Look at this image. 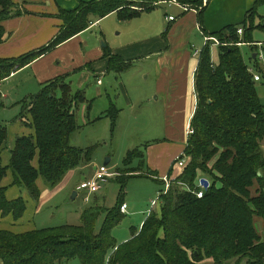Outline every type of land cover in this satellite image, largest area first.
<instances>
[{"label":"trees","instance_id":"1","mask_svg":"<svg viewBox=\"0 0 264 264\" xmlns=\"http://www.w3.org/2000/svg\"><path fill=\"white\" fill-rule=\"evenodd\" d=\"M141 4V0H92L80 2L72 11H59L62 21L57 36L45 47L19 58L0 59V83L14 72L30 65L56 47L91 28L97 21L117 13L121 21L139 18L151 12L161 0ZM197 9L203 31L205 7L201 0H178ZM264 0H257L246 19L230 25L212 36L219 40V61L211 62L209 46L199 56L195 73L197 105L191 119L185 156L188 165L161 198L160 215L152 211L132 238L117 244L113 229L122 220L120 202L107 210L105 221L95 227L103 210L90 208L81 215V225H64L24 233L0 230V263L60 264L78 259L79 264H264V237L257 221L264 223V104L256 82L239 49V44H255L257 10ZM186 6V5H185ZM16 3L0 0V44L4 41L3 22L21 16ZM264 30V25L260 26ZM243 29V35L238 29ZM242 37V38H241ZM255 47V46H254ZM104 58L109 71L128 68L123 59L107 47ZM260 69V68H259ZM261 70V69H260ZM86 101L83 92L73 94L66 77L43 85L41 91L23 101L19 119L32 134L18 136L8 166L2 152L8 143V127L0 125V214L21 220L27 211L23 197L10 200L3 181L11 172L12 186L26 190L32 201L41 197L39 182L47 187L59 185L69 172L92 161L96 147L77 148L70 143L79 130L76 109ZM91 105V104H90ZM113 126L119 120V109L107 111ZM143 152H128L125 167L131 175L120 176L123 187L135 176L129 166L142 159ZM217 159L213 167L209 164ZM128 173V172H127ZM201 176L210 179V187L198 198ZM256 193L252 190L255 185ZM197 253V255H196Z\"/></svg>","mask_w":264,"mask_h":264},{"label":"rangeland","instance_id":"2","mask_svg":"<svg viewBox=\"0 0 264 264\" xmlns=\"http://www.w3.org/2000/svg\"><path fill=\"white\" fill-rule=\"evenodd\" d=\"M141 1L143 5L154 3L152 0ZM161 1L170 2L171 0ZM175 1L178 2V0ZM205 2L206 0L202 1L197 7L201 9ZM16 5L19 11L22 10L18 4ZM178 11L176 8L158 3L151 12H145L131 21H121L117 13L98 22V17L91 18V28L81 33L78 42L85 53H92L90 56L95 57L91 63L93 70L76 71L67 82L71 84L73 94L83 92L86 98V101L76 109L77 123L80 128L71 137L70 143L81 149L96 147L94 157L89 163H82L77 169L68 173L59 185L45 186L41 190L42 195L39 201L37 203L33 201L36 210L31 223L16 222L0 215V228L23 233L64 225L77 226L81 225L83 212L90 208H101L103 212L100 213L95 227L98 232L103 226L107 210L114 209L120 202L127 204L128 211L113 229L116 243L119 245L128 242L133 231L142 227L148 217L152 200H156L158 193L164 192L165 189L163 182H156L149 176L150 171L161 172L168 163L169 155L174 153L178 146L177 151L183 149L188 137V132L186 137H183L181 131V136L178 133L180 128L173 129L175 114L167 106L172 91H167L166 95L162 93L159 101L157 100L158 78L165 79L164 83L167 85L173 86L175 82L184 85L185 78L182 79V76L176 73L179 67L176 60L181 62L184 57H190L197 61L199 57L196 51L206 47L204 37L199 32H195L189 39L190 53L187 54L186 47L175 49V43L181 38L182 42L178 43L187 45L190 34L186 29H173L175 26L173 20L178 22L181 18ZM257 13L255 20L257 28L253 31V40L256 43L264 42V30L260 27L264 25V5L258 8ZM171 16L173 19H170ZM55 17L58 18V15ZM169 44L172 48L170 54L166 55V59L170 60L174 66H168L169 68L164 70L162 64L158 62V55L163 54L166 50L164 48ZM209 44L211 62L216 65L219 60V47L213 45L214 41H210ZM254 45H239V49L253 73L261 74L262 81L256 82V88L264 104V69L263 71L259 69L264 68V54L258 55L255 60L253 56L257 54V48ZM106 47L126 61L128 68L125 71H109L107 69L109 60L107 59V63V60L103 58H96L97 52L104 56ZM163 70L168 76H162ZM30 85L27 73H22L0 85V125L8 127L9 133L8 144L2 152L5 163L11 160L9 150L11 141L25 130L21 127L19 119L22 114L21 99L25 95L39 93L29 90ZM173 98H176L175 94ZM112 104L120 110L119 120L115 126L107 114ZM173 131L177 133V137L172 135ZM130 151L143 152V158L135 159L129 166L136 171L134 175H143L130 178L123 187L119 178L131 175L129 170H125L124 173L122 171L125 167V158ZM107 159H111L107 167L114 176L107 182L101 183V189L89 195V200L86 201L88 190L78 191L77 187L83 182V177H86V181L93 179L95 168L104 166ZM216 160L209 164L210 168ZM11 176L12 173L9 172L10 179ZM202 177L210 179L207 176ZM258 187L256 184L252 190L253 194ZM17 190L20 194L21 190ZM75 193H77L76 197H74ZM160 209L159 202L153 211L160 215ZM257 227L264 237V223L257 221ZM60 264H79V260L71 259ZM201 264H213V262L206 260ZM230 264L236 263L232 261Z\"/></svg>","mask_w":264,"mask_h":264},{"label":"crops","instance_id":"3","mask_svg":"<svg viewBox=\"0 0 264 264\" xmlns=\"http://www.w3.org/2000/svg\"><path fill=\"white\" fill-rule=\"evenodd\" d=\"M12 1L18 4L22 8V10H20L22 12V15L17 17H11L10 19H7L3 22V26L5 28V36L3 43L0 44V59L19 58L27 53H30L32 51H38L39 49L47 46L57 36V34L60 31V28L62 27L63 24L62 21L59 18L55 17L59 14L60 9L65 11H72L79 7V3L81 1L89 2L92 0H12ZM187 1L194 2L197 0H187ZM256 1L257 0H206L204 5L206 9L204 10V15H203V27H202L203 31L201 30V26L199 23V18H198L199 12L197 9L186 8L185 5L179 2L171 3V1L170 2L160 1L159 3L168 5V7H173L179 10L178 15H180L181 18L179 19L178 22L173 20V23H175L173 29L176 30L186 29L189 31L190 34L188 35L187 45L184 44L180 45V43L183 40L181 38V40L175 43L174 47L176 50L178 49V47L181 48L186 47V52L188 54L190 53L188 47V45L190 44L189 39L192 37V34H194L195 32H199L200 35H202L205 39V37H212V36L210 35L205 36L203 33L204 30H206L209 34H214L220 32L227 26L236 25L243 22L246 19L248 12L253 8ZM172 18L173 17L171 16L170 19ZM81 35L82 34H79L73 37L72 39L56 47L54 50L47 53L46 55L36 59L30 65L24 67L23 69L17 70L8 79L0 83V85L10 81L13 78H16L18 75L22 73H27V75L29 76V81L31 83L30 85L31 89L29 88V90H34V92H40L44 84L49 83L57 78L66 77V80L68 81V78L71 77V75H73V73H75L76 71H83V70L92 71L93 68L91 63H92V59L95 57H91L90 55L92 53H85L83 49L80 48V44L78 40L81 37ZM209 45L210 44L208 43L207 46ZM213 45L218 47V45L216 44ZM241 45H245V44H241ZM254 46L257 48L256 56L264 54L263 53L264 42H257L255 43ZM171 48L172 45L170 44L167 45V47L164 48L166 50L163 52V54L158 55L159 56L158 62L162 64V68H164V70L169 68L168 66L171 67L174 66V64L170 60L168 61L166 59V55L170 54ZM113 54L119 56L118 54L115 53ZM199 56L200 55H198V57ZM97 57L107 60L100 52H97L96 58ZM176 61L178 62L177 67L179 66L176 73L181 75L182 79L185 78V83L183 85L180 84V82L178 83L175 82V84L173 83V86H171L170 84L167 85L164 83L165 79L160 80V78H158L157 100L159 101L160 95L162 93H165L166 95L167 91H172L171 93L172 95L167 101L168 102L167 106L169 110L171 109L175 114V122H173L172 126L174 127L173 128L174 130L175 129L178 130V128H180V130L178 131L179 135L181 136L180 133L181 131L183 137H186L187 129L190 125L191 119L195 113L196 105H197V99L195 94V73L198 68L199 58L196 61L195 58L184 57L181 62L178 60ZM123 63L126 64V61L124 59H123ZM260 69L261 71H263L264 68L261 67ZM160 70L161 69H159V71ZM164 70L161 71L163 72L162 76L167 75L166 72L164 73ZM170 74H172L171 71ZM257 75L261 77V74H257ZM261 81L262 78L259 82ZM174 94L176 95L175 99L173 98ZM35 95H37V93H35ZM31 96H34V94L28 96L25 95V97L21 99L22 102L21 105L23 104L24 100L28 99ZM20 122L22 124L21 127L24 128L25 130L21 131L20 134L22 135L18 134L17 137L25 136L33 133L31 129L25 127V125L21 120ZM172 135L175 137L178 136L177 133H175L174 131ZM167 137H169V135H167ZM16 138L14 139V141H11L12 145L11 148L9 149L10 153L13 151L15 147ZM187 141H188V137L185 140V145L183 149L177 151L179 149L178 146L175 152L169 155L168 163L162 169L161 172L158 170L150 171L151 174H149V176H151L153 180H155L156 182L164 183L163 180L165 177L172 178V180L174 181L181 175L183 170L179 168H175L174 164L176 160L184 154ZM262 144H263L262 148L264 153V141ZM107 160H109V164H110L111 159H107ZM9 163L10 160L7 163L3 162L5 166H8ZM95 169H97V167ZM8 176L3 181V186L7 187L8 199L13 200L19 197H23L27 202V211L24 217L17 222H22V223L24 222L29 224L31 223L32 218L34 217V211L36 210V206L34 202L30 199L29 194L26 190L24 189L21 190L16 186H12L14 179L13 175L11 176L12 177L11 179ZM202 178L203 177L201 176L200 179ZM82 180L86 181V177H83ZM43 185H44L43 182L42 183L39 182V186L41 190L45 187V185L44 186ZM17 189L21 190L22 194L21 193L19 194V191ZM9 193H11V196H9ZM150 210L152 211L151 206L149 212ZM5 218L13 220L12 216ZM0 230H9V229L0 228ZM12 232L15 231L13 230Z\"/></svg>","mask_w":264,"mask_h":264},{"label":"built area","instance_id":"4","mask_svg":"<svg viewBox=\"0 0 264 264\" xmlns=\"http://www.w3.org/2000/svg\"><path fill=\"white\" fill-rule=\"evenodd\" d=\"M171 3H178V2L175 1V0H171ZM186 8H189V7L186 6ZM243 32L244 31H243L242 28L238 29V34L240 36L243 35ZM205 41H206V46L208 45V43L210 41H214V44H216L218 46L220 45V42L217 41V39L213 38V37H205ZM239 45H241V44H239ZM201 53H202V50L201 51H199V50L196 51L197 55H200ZM260 56H263V55L261 54ZM250 72L253 74V79H254L255 82H259L261 80V77L259 75H257V74H254L252 69H250ZM187 132H188V136H190L192 134V129H191L190 125H189V127L187 129ZM187 165H188V158L185 156V154H183L182 156H180L176 160V162L174 164V167L183 170V169H185L187 167ZM113 176H114V174H112L109 171V168L104 165V166L96 169V172H95V175H94L93 179H91L89 181H83L77 187V190L81 191V190L87 189L88 190V196L86 197V201H88L89 200V195L97 193L101 189V183L107 182ZM163 181L165 183V190H164V192H159L158 196H157V199L152 201V203H151L152 211H153V208L156 207L159 202H161L162 196L167 193V191L170 188V185L173 183L172 178H169V177H165ZM198 186H199L200 190L197 191V196H198V198L201 199V198H203L204 192H205L206 189L201 185V183H199ZM209 187H210V185H209ZM127 210H128L127 204H123L121 206V208H120V211L123 214H126ZM152 211L150 210L149 214Z\"/></svg>","mask_w":264,"mask_h":264},{"label":"water","instance_id":"5","mask_svg":"<svg viewBox=\"0 0 264 264\" xmlns=\"http://www.w3.org/2000/svg\"><path fill=\"white\" fill-rule=\"evenodd\" d=\"M104 47H105V45H104ZM257 58V56H256V54L254 55V59H256ZM109 165V160H106V162H105V166H108ZM200 183H201V185L205 188V189H208L209 188V185H210V182H209V180H207V179H205V178H202L201 180H200ZM77 196V193H75L74 194V197H76ZM196 255H197V253H196Z\"/></svg>","mask_w":264,"mask_h":264}]
</instances>
